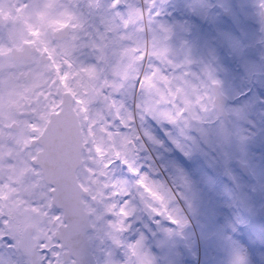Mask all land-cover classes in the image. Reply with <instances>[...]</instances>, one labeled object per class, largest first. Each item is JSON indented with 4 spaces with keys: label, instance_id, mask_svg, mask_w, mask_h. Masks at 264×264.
I'll return each mask as SVG.
<instances>
[{
    "label": "rangeland",
    "instance_id": "374dc122",
    "mask_svg": "<svg viewBox=\"0 0 264 264\" xmlns=\"http://www.w3.org/2000/svg\"><path fill=\"white\" fill-rule=\"evenodd\" d=\"M129 2L133 9L123 13L124 24L109 13V0H0V187L7 186L0 202L7 204L10 198L23 202L19 209H4L3 218L8 219L20 248L9 250L0 242V260L31 264L34 245L46 234L54 235L62 222V217L59 222L52 218L53 212L61 216L62 212L51 204V186L31 163L38 147L30 142L41 134L50 113L59 110L61 95L71 91L75 108L88 120L76 176L91 192V199H84L90 224L102 208L100 197L111 173L110 159L122 148L124 135L135 134L141 137L132 153L139 175L162 185L170 195L176 188L178 200L171 199L169 205L183 224H170L163 216L150 214L135 192L138 175L116 163L113 177L133 189L137 209L123 239L134 242L142 235L144 251L153 264H236L238 256L244 257L245 264H264L260 213L264 197V18L260 0L154 2L151 27L161 36V26L169 30L164 45L168 59L179 66L166 65L165 73L170 77L187 73L197 84H207L208 74L219 81L230 119L222 127L223 119L215 108L187 123L172 124L146 114L141 118L135 104L154 105L155 92L149 87L133 92L132 82L142 69L137 49L150 34L139 31L134 11L144 7L143 0ZM68 25L73 29L69 37L53 38L55 31ZM23 41L28 47L35 43L47 55L34 56L31 61L19 59L22 62L15 65L12 48ZM26 68L31 79H18L17 73ZM10 70L13 80L8 77ZM101 81L106 89L101 88ZM129 111L135 112L136 122L131 130L122 129ZM202 141L210 153H215V142L223 146L218 159L210 155L209 170L194 166L198 154L204 152ZM235 160L247 163L249 176L239 172ZM9 188L15 190L11 197ZM152 219H156L154 226L148 228ZM150 230L151 238L146 235ZM87 237L92 238L89 243L97 264H105L109 251L114 260L124 259L123 249L106 238L101 240L96 231L89 230ZM202 240L206 243L201 244Z\"/></svg>",
    "mask_w": 264,
    "mask_h": 264
},
{
    "label": "snow or ice",
    "instance_id": "6c2138e0",
    "mask_svg": "<svg viewBox=\"0 0 264 264\" xmlns=\"http://www.w3.org/2000/svg\"><path fill=\"white\" fill-rule=\"evenodd\" d=\"M143 2L144 7L135 8L134 11L139 17V31L149 33L150 39L146 40L144 45L137 49L142 69L132 82V90L138 92L145 87H149L155 92V100L154 105L136 103L134 107L141 113V118L146 114L172 124L181 121L187 123L189 120L199 119L201 113H208L216 107L219 81L208 74L207 84L203 82L197 84L187 78V73L175 77H170L165 73L164 66L166 65L179 67L173 65L172 61L168 59V49L164 45L169 30L161 26L164 33L161 36L152 29L155 0H143ZM259 7L261 9L260 15L264 18V0H260ZM107 8L114 18L126 24L127 21L123 13L133 9V5L129 0H109ZM155 15H158V13H155ZM99 38L102 39L103 37ZM58 115L64 116L69 121L71 120L70 113L67 115L58 113ZM136 119L135 112L129 111L127 119L121 123V128L131 130L130 126L135 124ZM63 126L64 119H61L54 126L49 137L46 138L50 141V144L46 146L53 149L56 147L58 133ZM139 139H141L139 135H124L122 148L110 159L108 168L111 173L106 177L108 182L105 185L103 195L100 197L102 208L95 214L88 229V231H96L101 240L106 238L114 246L123 249L124 259L122 261L114 260L112 253L109 251L106 253L105 264H153L150 255L144 251V237L142 235L134 242L123 239L124 234L132 228L131 220L137 209L133 204V189L129 188L125 182L116 180L113 177L112 169L116 163L127 165L130 172L138 175L135 192L138 193L140 201L150 214L166 217L174 225L183 224L182 219L170 208L169 201L172 196L169 191L162 185L149 181L147 176L139 175L132 159V153ZM4 187H0V198L5 195ZM50 190L54 192L55 186H51ZM14 191V189L9 188L8 195L11 197V193ZM22 203L21 200L15 198H10L7 204L0 202V225H3V227H0V242H3L4 246L13 251L19 250L20 242L12 233L8 219L3 218L4 209L8 208L9 211L19 209ZM107 216L112 217V219L105 220ZM52 218L54 221L59 222L61 219L60 212H53ZM101 224H103L102 229L100 228ZM6 229L8 230L6 231ZM91 239L90 237L88 242ZM87 244L83 251L86 249ZM81 257L82 254H70L68 245L61 238L48 233L34 245V261L32 264H82ZM0 264H4V261L0 260ZM9 264H20V261H9ZM236 264H245L244 257L238 256Z\"/></svg>",
    "mask_w": 264,
    "mask_h": 264
},
{
    "label": "water",
    "instance_id": "95a60500",
    "mask_svg": "<svg viewBox=\"0 0 264 264\" xmlns=\"http://www.w3.org/2000/svg\"><path fill=\"white\" fill-rule=\"evenodd\" d=\"M3 20L0 15V21ZM68 26L54 32L56 39L67 37ZM63 33V34H62ZM33 48L23 45L22 49L12 48V58L27 60ZM217 103L215 111L218 117L228 121L225 105L227 97L221 92L220 86L217 87ZM73 97L69 92L62 94L61 107L58 111L50 114L41 134L31 141V145H38L40 149L36 152L32 164L41 170L43 180L50 186H55V191L49 190L51 204L62 211V223L58 225L55 236L61 238L67 245L69 253L82 254V264H96L95 257L90 250L87 233L90 226V215L84 207L83 198L89 197V192L84 189L77 180L76 170L82 165L81 152L84 148L82 135L73 110ZM71 114V120L58 115ZM61 119H64V126L59 130L56 147L50 146L49 137L54 126ZM44 141V143H42ZM238 169L244 176L250 174L245 162L236 160ZM260 213L264 219V197ZM88 242V244H87ZM86 249L83 251L85 245ZM83 252V253H82ZM34 261V253L31 256V264Z\"/></svg>",
    "mask_w": 264,
    "mask_h": 264
},
{
    "label": "flooded vegetation",
    "instance_id": "af4514ba",
    "mask_svg": "<svg viewBox=\"0 0 264 264\" xmlns=\"http://www.w3.org/2000/svg\"><path fill=\"white\" fill-rule=\"evenodd\" d=\"M69 26V25H68ZM70 30H73L71 27H69V29H68V32H67V37H69V35H70ZM53 38H55V36L53 35ZM63 40V39H62ZM61 41V40H60ZM24 44H26V42H22V44L20 45V47H16L17 49H21L22 47H23V45ZM31 46H32V48H33V50H32V52H31V54L29 55V57L27 58V60H33V57L34 56H37L38 57V59H40V56L43 54V55H47V51L45 50V49H42L41 50V52H40V50H39V46H37L35 43H31ZM13 62H14V64L15 65H18V63H20V62H22V61H15V60H13ZM14 65V66H15ZM26 69H28L26 72H22V71H20L19 73H17V77H18V79H23V78H26V79H28V80H30L31 79V71L29 70V68H26ZM8 77L10 78V79H12L13 80V74L11 73V70L9 71V75H8ZM105 81L107 82L108 81V79L107 78H105ZM101 88H103V89H106V87H105V84H102V81H101ZM68 92H70L72 95H73V93L71 92V91H68ZM73 101H75V98H74V95H73ZM75 104L76 103H73V105H74V108H75ZM27 107L29 108L28 110H30V104L28 103V105H27ZM76 109V108H75ZM77 110V109H76ZM31 111V110H30ZM24 112H27V111H23V110H19V113H21V114H23ZM76 112H78L79 114H80V121H81V124H82V127H81V129H82V131H83V129H86V123H87V121L88 120H86V117H84V115H82V112L81 111H79V110H77ZM86 112H87V110H86ZM230 123V121L229 122H226V121H224V120H222L221 121V123H220V125H221V127L224 125V124H229ZM15 127H16V129H18L19 128V124H15ZM16 131V130H15ZM85 133V132H84ZM83 134V133H82ZM86 134V133H85ZM203 142L204 141H202L201 143L203 144ZM31 143V142H30ZM34 147H38V149H39V146L38 145H35ZM174 149L176 148V146H175V144H173V146H172ZM214 147H215V153L214 152H212V153H210V152H208L209 151V146H208V144H206V143H204L203 144V150H204V152L203 153H200V154H198V158H197V164H194V166L195 167H199V166H203V167H205L206 169H209V163H210V155L212 156V157H215V159H218L219 158V156H221L222 154H223V146H222V148H221V145L219 146L218 145V143L217 142H215L214 143ZM208 150V151H207ZM214 153V154H213ZM197 169V168H196ZM171 190V189H170ZM171 196H172V201H176L177 202V198H176V196L175 195H177V191H176V188L174 187V189H173V191L171 190ZM201 243L202 244H205L206 242H205V240H202L201 241Z\"/></svg>",
    "mask_w": 264,
    "mask_h": 264
},
{
    "label": "bare ground",
    "instance_id": "6f19581e",
    "mask_svg": "<svg viewBox=\"0 0 264 264\" xmlns=\"http://www.w3.org/2000/svg\"><path fill=\"white\" fill-rule=\"evenodd\" d=\"M3 18V17H2ZM68 29H69V26H68ZM63 34V33H62ZM65 38V37H64ZM64 38H62V39H64ZM54 39H56V38H54ZM62 39H60V40H62ZM57 41H60L59 39H56ZM73 110H74V112H75V116H76V119H77V122H78V124H79V127H80V129H81V127H82V124H81V121H80V114L78 113V112H76L77 110L75 109V108H73ZM53 112H55V111H52L51 113H53ZM50 119V118H49Z\"/></svg>",
    "mask_w": 264,
    "mask_h": 264
}]
</instances>
